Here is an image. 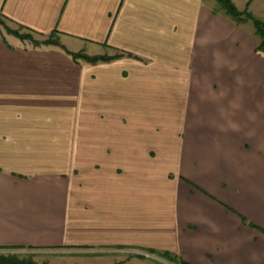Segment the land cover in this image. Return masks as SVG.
<instances>
[{
    "label": "crops",
    "instance_id": "1",
    "mask_svg": "<svg viewBox=\"0 0 264 264\" xmlns=\"http://www.w3.org/2000/svg\"><path fill=\"white\" fill-rule=\"evenodd\" d=\"M213 2L0 0L61 45L0 29V249L264 264V55Z\"/></svg>",
    "mask_w": 264,
    "mask_h": 264
},
{
    "label": "trees",
    "instance_id": "2",
    "mask_svg": "<svg viewBox=\"0 0 264 264\" xmlns=\"http://www.w3.org/2000/svg\"><path fill=\"white\" fill-rule=\"evenodd\" d=\"M215 1L219 8H216L217 13L221 12L224 16L230 18L236 23H241L245 21H250L254 28V34L257 38V44L255 50L257 53L264 55V20L253 16L249 11H240L236 8L232 0H213ZM13 35L19 37L22 40H27L31 42L34 46L40 45H60L59 40L54 39L53 36H57L58 32L53 30L49 35L41 36L42 39H35L30 33L19 34L18 32H13ZM61 46V45H60ZM73 59L78 57H85L82 52L71 53ZM87 60L94 62L98 60L97 57H85ZM103 58H100V60ZM159 256L171 260L166 254H158ZM142 257V256H139ZM143 258V257H142ZM0 264H38L31 256H18L15 254H0ZM181 264H186L181 262Z\"/></svg>",
    "mask_w": 264,
    "mask_h": 264
},
{
    "label": "rangeland",
    "instance_id": "3",
    "mask_svg": "<svg viewBox=\"0 0 264 264\" xmlns=\"http://www.w3.org/2000/svg\"><path fill=\"white\" fill-rule=\"evenodd\" d=\"M215 3V8H219L218 4ZM0 29L3 32H8L9 34L13 32H18L19 34H26L30 33L33 38L35 39H42L41 36L36 35L28 30L22 29L17 27L16 25L10 23L8 20L4 19L0 16ZM54 39L59 40V35L53 36ZM124 252L126 250L121 249H106V250H98L94 251L93 253L96 254V256H102L100 257V261L95 262L94 264H106L109 260L108 257L110 255H115L120 252ZM0 254H15L18 256H31L32 259L38 263V264H85L83 260L79 259L78 253H69L66 251H59V250H37V249H0ZM106 254V255H102ZM153 254V253H152ZM158 257L161 261L167 262L171 264L167 259L155 255Z\"/></svg>",
    "mask_w": 264,
    "mask_h": 264
},
{
    "label": "built area",
    "instance_id": "4",
    "mask_svg": "<svg viewBox=\"0 0 264 264\" xmlns=\"http://www.w3.org/2000/svg\"><path fill=\"white\" fill-rule=\"evenodd\" d=\"M126 252H131L134 255L142 256L145 259L153 260V261H156V262H159V263H162V264H169L167 262L161 261L158 257L154 256V254L149 253V252H137V251L134 252V251H129V250H127Z\"/></svg>",
    "mask_w": 264,
    "mask_h": 264
}]
</instances>
